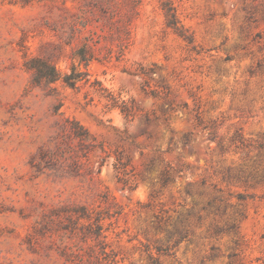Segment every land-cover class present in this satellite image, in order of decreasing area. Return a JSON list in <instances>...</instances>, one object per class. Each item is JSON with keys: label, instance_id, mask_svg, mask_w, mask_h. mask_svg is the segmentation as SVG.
I'll return each instance as SVG.
<instances>
[{"label": "rangeland", "instance_id": "obj_1", "mask_svg": "<svg viewBox=\"0 0 264 264\" xmlns=\"http://www.w3.org/2000/svg\"><path fill=\"white\" fill-rule=\"evenodd\" d=\"M96 1L0 0V264L93 259L96 217L116 264H263L264 0H173L191 42L158 0H133L131 44L88 66L129 115L25 67L43 55L67 71L70 47H47L53 24L80 10L97 22ZM99 1L128 13L126 0Z\"/></svg>", "mask_w": 264, "mask_h": 264}, {"label": "trees", "instance_id": "obj_2", "mask_svg": "<svg viewBox=\"0 0 264 264\" xmlns=\"http://www.w3.org/2000/svg\"><path fill=\"white\" fill-rule=\"evenodd\" d=\"M158 1L164 13L166 25L172 28L181 38L191 42L192 37L186 33V30L177 18L176 6L173 0ZM118 2L117 0H108V3L117 5ZM125 5L128 7V13L114 15V11L108 6L107 2L102 3L98 0V2L96 1L92 5V8H94L93 11L97 12L94 18L97 22L88 19L81 10L79 11V15L77 13L73 14L74 18L71 20L63 17V20L59 23L54 22L52 29L58 39L51 41L47 47L55 50V53L56 51H64L67 45L70 47L69 58L71 60L68 70L65 72L60 71L53 59L48 56L35 55L25 62V67L33 73L34 81L36 83H54L61 81L70 88H77L79 85L87 84L98 92L101 98L106 100V106L119 108L120 112L129 115V108L126 102L111 90L102 86L99 80H91V74L88 70V66L92 61H102L112 57L119 59L131 44L133 38L132 27L137 12L133 0H126ZM90 26L91 29L89 28ZM64 29L67 30L66 37L60 38L59 40V36L64 37L62 35ZM77 36H79L81 44L72 47V41ZM47 47L42 45V49ZM73 125V133L75 136L81 140L87 138L95 141V138L80 124L73 122ZM126 164V162H121L120 156H116V162L114 163L116 169H120ZM168 180V173L164 172L162 182L166 183ZM81 217L88 219V221L91 219L85 208L81 209ZM86 231L94 241L91 249L92 252L89 254L90 257L93 256V259L89 258L86 262L81 261V264H116L115 254L107 250L109 244L106 241L105 230L100 222V218L96 217L89 222ZM172 234L176 236L174 243L187 236V230L183 228L181 220L178 221V226H174V232ZM94 247H97V250ZM168 248L169 246L157 249L167 251ZM68 254L76 255L73 250H70ZM151 259L152 264H160L156 258L151 256Z\"/></svg>", "mask_w": 264, "mask_h": 264}]
</instances>
